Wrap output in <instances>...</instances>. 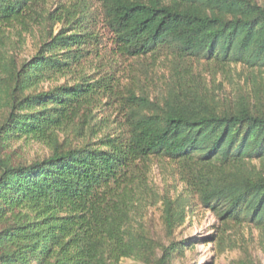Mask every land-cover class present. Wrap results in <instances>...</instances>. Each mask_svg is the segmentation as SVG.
I'll return each mask as SVG.
<instances>
[{"label": "trees", "instance_id": "obj_1", "mask_svg": "<svg viewBox=\"0 0 264 264\" xmlns=\"http://www.w3.org/2000/svg\"><path fill=\"white\" fill-rule=\"evenodd\" d=\"M68 1L73 10L47 12V0H0V264H172L179 245L160 244L144 218L161 202L171 237L186 221V206L153 187L154 160L176 164L189 195L222 231H264V5L95 0L99 28L80 11L89 0ZM40 26L37 51L19 58L25 36ZM148 56L168 58L161 92L152 97L135 76L124 87L114 83L115 60ZM202 62L248 70L252 100L225 103L196 68ZM92 63L104 74L95 82L85 70ZM68 76L72 84L39 90ZM112 98L123 102L121 120L91 141L92 124L82 120ZM67 132L83 142L61 144ZM11 139L45 143L51 153L13 163L1 157Z\"/></svg>", "mask_w": 264, "mask_h": 264}, {"label": "rangeland", "instance_id": "obj_2", "mask_svg": "<svg viewBox=\"0 0 264 264\" xmlns=\"http://www.w3.org/2000/svg\"><path fill=\"white\" fill-rule=\"evenodd\" d=\"M257 2L264 5V0H257ZM69 7L68 0H47L46 3L47 12H62ZM70 9L73 10V7L71 6ZM80 11L87 15L90 20H96L98 22L97 27L100 28L101 11L95 0H89ZM61 26L58 24L54 28L55 32H58ZM42 28L43 26L37 27L32 35L25 36L24 44L19 46V58H29L35 54L37 37L41 34ZM46 29L50 31L49 27ZM106 45L109 48L111 46L109 42ZM113 64L109 72L115 77V84L120 82L121 86L124 87L130 77H138L141 82L139 84L147 90L149 89L152 97L161 92L169 77V63L165 56L160 59L148 56L140 60H115ZM99 66L95 63L87 65L85 70L90 77V82L100 80L104 75ZM196 66L198 71H202L204 78L211 83L213 91L225 98V103L232 104L240 96L252 100L255 90L252 83L247 80L248 70L242 66H231L223 72L206 62ZM70 82V76L46 81L40 85L39 90L48 91ZM260 82L264 88V78ZM122 103L114 98L104 99L97 109L93 110L91 116L82 120L87 125L89 122L92 124L91 141L95 142L104 133L109 132L110 130L105 131L108 129L107 126L116 127L115 121L120 122L121 120L119 108ZM59 141L63 145L65 142L69 145H78L83 142V139L72 132H67L60 136ZM50 153L51 148L45 143L31 139H11L6 148L1 151V157H9L13 163L27 165L48 157ZM256 164L260 166V163ZM149 178L160 196L168 195L173 200L180 199L185 202L186 221L177 228L171 237L163 229L161 202L149 208L144 218L145 226L150 235L160 244L164 246H169L172 243L179 245L180 251L173 256L172 264H238L241 260H248L252 264H264V231L251 225L234 226L229 231H222V225L217 216L203 207L197 197L189 195L179 177L176 164L172 161L154 160ZM120 264L148 263L134 259H123Z\"/></svg>", "mask_w": 264, "mask_h": 264}]
</instances>
